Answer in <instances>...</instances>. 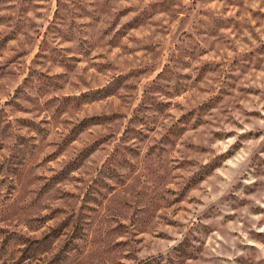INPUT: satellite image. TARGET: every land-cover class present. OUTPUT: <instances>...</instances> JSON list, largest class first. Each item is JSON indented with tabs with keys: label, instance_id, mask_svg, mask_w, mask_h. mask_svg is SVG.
I'll return each instance as SVG.
<instances>
[{
	"label": "rangeland",
	"instance_id": "1",
	"mask_svg": "<svg viewBox=\"0 0 264 264\" xmlns=\"http://www.w3.org/2000/svg\"><path fill=\"white\" fill-rule=\"evenodd\" d=\"M0 264H264V0H0Z\"/></svg>",
	"mask_w": 264,
	"mask_h": 264
}]
</instances>
